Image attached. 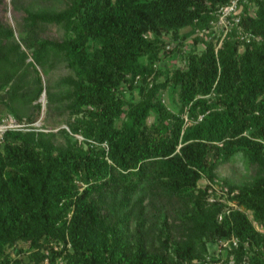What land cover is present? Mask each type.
Listing matches in <instances>:
<instances>
[{"label":"trees","instance_id":"obj_1","mask_svg":"<svg viewBox=\"0 0 264 264\" xmlns=\"http://www.w3.org/2000/svg\"><path fill=\"white\" fill-rule=\"evenodd\" d=\"M46 1L11 0L25 13L19 38L0 19V89L9 87V98L0 100L21 121L24 109L42 108L46 91L55 108L82 113L67 124L91 142L78 143L66 127L59 129L68 137L63 143L54 130L4 132L0 264H205L222 259L207 257L209 243L233 236L239 239L229 251L235 264H264V230L248 213L264 226V0H248L241 14L242 30L254 35L240 38L236 26L222 42L211 25L230 0L32 6ZM46 23L63 26L64 37L41 35ZM197 23L209 30L187 48L184 40ZM187 25L192 32L182 33ZM162 51L171 58L182 53L184 64L161 65ZM59 62L73 73L57 94L39 66ZM168 88L175 110L163 101ZM33 112L29 122L36 120ZM237 153L255 177L227 182L238 189L232 197L244 210L221 215L224 203L209 201L208 185L199 180H214L220 161ZM150 186L184 202L178 225L161 216L156 243L147 237L144 216Z\"/></svg>","mask_w":264,"mask_h":264},{"label":"rangeland","instance_id":"obj_2","mask_svg":"<svg viewBox=\"0 0 264 264\" xmlns=\"http://www.w3.org/2000/svg\"><path fill=\"white\" fill-rule=\"evenodd\" d=\"M30 0H26V3L28 4ZM67 0H49L46 2L36 3L33 2V7H39V6H49L52 8H61L65 6ZM255 8L253 5L250 7V13H254ZM24 10L16 9L14 8L11 0H4L2 4H0V19L8 20L10 21L16 29V36L19 38L20 36V28L22 27V21H23V15ZM193 30L192 25H187L181 29L182 33L192 32L193 34H190V36L184 40V43L186 44V47L189 48L192 44V40L194 35L197 33H204L207 32L205 28L201 27L199 23H197ZM211 28L215 30L216 33L224 34V29L220 24H212ZM192 30V31H191ZM211 30V29H210ZM40 34L46 37L50 38H63L65 35V29L60 24L56 23H46L39 27ZM232 33V32H229ZM167 39H172L171 33H165L164 35ZM174 44V42L171 43V46ZM23 47L31 51L30 48L23 45ZM243 46H241L240 49H242ZM162 59L159 60L160 64L163 66H167L168 64H173L174 66H182L185 62V59L183 57V54L180 53L178 56L171 58L169 55H164V52L161 53ZM28 59H31L29 57ZM39 68L42 71L43 80L44 83L47 85H51L53 90H56L55 93L58 91L65 89L68 85L66 83H61V81L69 74L73 73L72 69L69 68L65 62H59L54 67H43L39 66ZM31 69V73L28 74L30 77L34 75V72ZM9 87H6L5 89H0V97H6V99L9 98L8 92ZM163 101L168 105L169 108L175 110L176 109V99L173 97V94L168 88L163 93ZM39 101L42 103V108L40 110L34 109L32 106H29L27 109H24V117L21 121H24L25 128L29 129L32 127H36L43 130H54L57 131V135L55 136V141L57 143H63L66 142V138L70 137L73 140L78 141V143L84 144L87 146L88 142L84 137V135L80 132H72L67 124L68 119H75L76 117H79L82 115L80 114H74L71 115L68 110L61 107L60 109L55 108V104H50L48 101V95L46 91H43L41 96L39 97ZM30 111H34L33 114L36 117V120L33 122H29L27 113ZM13 115L14 118L17 116L9 109V107L5 106L4 102L0 100V119L2 117ZM154 118V115L152 114L150 117V120ZM18 119V118H17ZM19 120V119H18ZM1 124V123H0ZM9 125V123L7 124ZM7 125H1L7 126ZM62 127H66L69 130V136L67 137V134L65 132H60L59 130ZM13 128V126L9 127L8 129ZM4 143L3 137H0V146H2ZM94 143V142H93ZM102 146H107V143H102ZM254 171L252 168L248 166V163L246 161V158L243 156L242 153H237L235 157L231 159H223L218 164V167L216 168V177L215 179L209 178L207 175H203L201 179L199 180V185L206 186L208 185L209 190V201L211 202H223L224 208L223 212H229L233 208H240L244 210V207L240 205L232 196L238 192V189L235 188L233 190L230 189V185L227 182L230 183H237L242 184L247 181H251L254 179ZM149 190L146 191L147 196L145 198L144 203L145 206V215L147 217V225L149 229L147 230V237L150 240V242L157 241V226L160 224L161 216L167 215L168 220L173 223L181 222L182 219H180V216L178 214L179 211L184 209V202L183 200H180L179 198L168 196L166 194H160L153 192V187H148ZM106 195H108V198L110 197V191L108 190L106 192ZM253 211H248L249 216L253 220L255 226L260 229L264 230V226L260 224L253 216ZM70 215V214H69ZM155 222V224H154ZM172 229V232L177 234V226H170ZM239 243V239L236 236H233L231 238H221L216 242L209 243V250L210 252L207 254L208 258H211V256L215 257H222L228 258L226 264H235V258L234 254L229 252L232 244L237 245ZM10 247L8 250H11ZM47 251V250H46ZM222 259L219 261L216 260H209V262L205 264H222Z\"/></svg>","mask_w":264,"mask_h":264},{"label":"built area","instance_id":"obj_3","mask_svg":"<svg viewBox=\"0 0 264 264\" xmlns=\"http://www.w3.org/2000/svg\"><path fill=\"white\" fill-rule=\"evenodd\" d=\"M248 0H230L228 3L221 5L217 10L218 19L215 20L214 24H220L222 28L224 29V34L222 35L221 42L223 37L228 34L229 32H232L233 28L237 26V34L236 36H239L240 38H246V40H249L251 36L254 35L252 32H244L242 30V27L239 25V22L241 21V14L244 10L245 3ZM203 34V32L201 33ZM0 137L2 138L4 136V132L11 126L13 128H21L24 129L25 124L24 121L18 120L16 117L14 118L13 115H8L5 117H2L0 119ZM9 123V125H7ZM1 125H7L2 126Z\"/></svg>","mask_w":264,"mask_h":264}]
</instances>
